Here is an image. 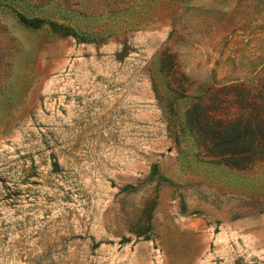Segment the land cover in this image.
<instances>
[{"label": "rangeland", "instance_id": "1", "mask_svg": "<svg viewBox=\"0 0 264 264\" xmlns=\"http://www.w3.org/2000/svg\"><path fill=\"white\" fill-rule=\"evenodd\" d=\"M228 88L264 102V0H0V264H264V156L187 123Z\"/></svg>", "mask_w": 264, "mask_h": 264}, {"label": "trees", "instance_id": "2", "mask_svg": "<svg viewBox=\"0 0 264 264\" xmlns=\"http://www.w3.org/2000/svg\"><path fill=\"white\" fill-rule=\"evenodd\" d=\"M19 19L34 30L45 24L39 18L19 16ZM231 90L228 88L222 99L220 91L208 98L204 95L193 103L187 113V123L206 156L216 163L246 169L264 156V102L258 103L259 107L251 105V113L246 116H238L234 100L226 98Z\"/></svg>", "mask_w": 264, "mask_h": 264}]
</instances>
